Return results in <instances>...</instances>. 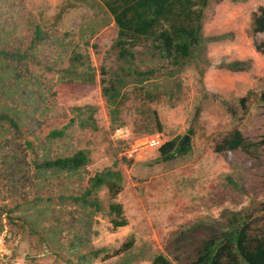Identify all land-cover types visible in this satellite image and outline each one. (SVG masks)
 Masks as SVG:
<instances>
[{
    "label": "trees",
    "instance_id": "obj_1",
    "mask_svg": "<svg viewBox=\"0 0 264 264\" xmlns=\"http://www.w3.org/2000/svg\"><path fill=\"white\" fill-rule=\"evenodd\" d=\"M208 1L66 0L68 6L83 5L96 17L101 13L109 16L99 18L102 23L91 25L87 33L80 31L85 45H89L87 37L109 19L116 28L110 46L116 68H101L100 74L101 94L111 124L116 122L125 88L144 89L152 79L167 82L178 77L197 59L200 49L227 36L206 33L203 21ZM14 9L12 0H0V221L2 217L5 221L0 222V234L5 225L26 231L50 256V264H94L106 257L103 254L107 249L91 244V238L97 235L92 228L94 217L104 210L93 192L107 189L110 224L114 229L122 228L128 222L121 204L113 200L127 186L128 177L122 163L114 159L103 173L90 178L86 187L73 190L68 180L85 169L88 155L85 149L75 146L72 131L76 125L97 129L92 114L86 112L90 107L75 108L76 115L65 118V123L48 125V120L63 116L57 113L53 100L57 80L93 84L94 68L88 55L70 50L73 41H65L70 33L46 31L41 24L33 23L28 35L18 24L12 25ZM263 32L264 6H260L252 14L251 33ZM255 48L260 52L256 43ZM55 49H61L59 54ZM62 52L69 56H62ZM144 63L148 67L140 69L139 64ZM221 67L231 71L247 68L241 61L222 62ZM156 81L150 84L153 92L144 91L147 99L152 100L156 91L158 96L173 93L164 90L166 84ZM257 100L264 104V90ZM240 104L245 105L244 98ZM180 144L176 140L162 144L158 150L160 160L172 161L188 153L189 146ZM248 145L242 133L234 130L221 139L215 151H246ZM228 182L233 183L229 178ZM253 214L229 212L223 222H213L197 236L200 224L181 229L166 252L150 256L149 264H264V224ZM132 246L133 238L121 252L135 254ZM139 251L144 255L143 250Z\"/></svg>",
    "mask_w": 264,
    "mask_h": 264
},
{
    "label": "rangeland",
    "instance_id": "obj_2",
    "mask_svg": "<svg viewBox=\"0 0 264 264\" xmlns=\"http://www.w3.org/2000/svg\"><path fill=\"white\" fill-rule=\"evenodd\" d=\"M12 1L15 3L12 25L18 24L28 35L33 23L41 24L46 31L70 33L65 39L73 41L70 50L88 55L94 68L93 84L67 83L63 79L54 86L58 91L53 100L57 113L63 116L53 117L48 125L65 123V118L76 115L75 108L89 106L86 112L92 114L97 127L92 129L88 125L82 129L76 125L72 131L73 143L86 150L88 163L82 172L68 180L70 188L86 187L87 181L103 173L114 159L122 163L128 177L127 186L113 200L121 204L128 222L122 228L114 229L110 224L106 213L110 204L107 189L102 187L93 192V198L100 201L104 210L94 217L92 228L97 235L91 238V244L107 249L103 254L106 257L94 264H149L155 252H166L179 230L200 224L201 230L195 235L204 234L213 222H223L229 212L254 213L264 224V212H260L264 210V104L257 100L264 90V37L251 33L252 14L264 6V0H209L204 10L206 33L227 36L200 49L197 59L178 77L167 82L150 81L166 84L164 90L173 93L158 96L156 91L149 100L144 91L153 92L152 85L146 84L144 89L125 88L114 124L101 94L100 74L101 68L108 71L116 68L115 54L110 51L116 28L109 19L104 27L87 37L89 45L79 37L81 30L87 33L95 23L98 26L102 23L99 18L109 16L101 13L96 17L83 5L68 6L66 0ZM240 27L254 46L256 43L261 47L258 52L262 56L252 62V58L245 57L249 54H242L244 59L234 61L244 62L247 68L231 71L221 67L222 62H231L222 56L230 50L234 30L242 34L238 31ZM224 42L229 44L221 47ZM57 51L55 54H59ZM153 65L159 67L157 63ZM139 67L146 69L148 64ZM228 90L235 91L231 94ZM242 98L245 105L240 104ZM119 128L124 129L123 133H116ZM234 130L242 133L249 148L216 152V145ZM154 133L162 135V144L171 140L181 143L187 136L184 146H189L188 153L172 161H161L159 148L141 147L145 138ZM131 238L135 254L128 255L121 249ZM50 262V256L35 237L18 227L4 226L0 234V264Z\"/></svg>",
    "mask_w": 264,
    "mask_h": 264
},
{
    "label": "crops",
    "instance_id": "obj_3",
    "mask_svg": "<svg viewBox=\"0 0 264 264\" xmlns=\"http://www.w3.org/2000/svg\"><path fill=\"white\" fill-rule=\"evenodd\" d=\"M224 31L226 32V30H223L221 32L224 33ZM238 31H242V34L238 33L236 30H234L235 37H234L233 42L231 44L224 42L221 45V47H224L225 45L229 44L228 47L230 48L229 52L226 53L225 55H223L222 58H225L228 61H234V60L244 59V58H242V54L247 53L249 55H247L245 57L246 58L247 57L252 58V62H253V59L259 60L261 58L262 54L259 53L255 49V46L253 44L252 39L247 37V32L241 27H240V30H238ZM258 36L264 37V33H258ZM262 39H264V38H262ZM263 58H264V56H263ZM253 69H255V68L253 67ZM228 91L231 93L235 90H231V91L228 90Z\"/></svg>",
    "mask_w": 264,
    "mask_h": 264
},
{
    "label": "built area",
    "instance_id": "obj_4",
    "mask_svg": "<svg viewBox=\"0 0 264 264\" xmlns=\"http://www.w3.org/2000/svg\"><path fill=\"white\" fill-rule=\"evenodd\" d=\"M124 129L119 128L116 130V133H123ZM126 131V130H125ZM162 145V135L160 133H154L145 138L144 143L141 147L145 148H159ZM137 149L134 150V152Z\"/></svg>",
    "mask_w": 264,
    "mask_h": 264
},
{
    "label": "water",
    "instance_id": "obj_5",
    "mask_svg": "<svg viewBox=\"0 0 264 264\" xmlns=\"http://www.w3.org/2000/svg\"><path fill=\"white\" fill-rule=\"evenodd\" d=\"M188 137L185 136L184 140L181 142L180 146L183 147L187 142Z\"/></svg>",
    "mask_w": 264,
    "mask_h": 264
},
{
    "label": "clouds",
    "instance_id": "obj_6",
    "mask_svg": "<svg viewBox=\"0 0 264 264\" xmlns=\"http://www.w3.org/2000/svg\"><path fill=\"white\" fill-rule=\"evenodd\" d=\"M264 33V32H263ZM258 34V33H257Z\"/></svg>",
    "mask_w": 264,
    "mask_h": 264
}]
</instances>
